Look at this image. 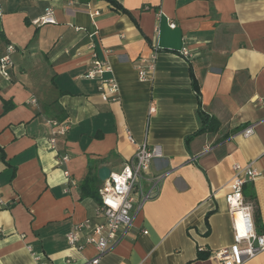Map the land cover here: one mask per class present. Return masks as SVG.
Instances as JSON below:
<instances>
[{
	"label": "crops",
	"instance_id": "obj_1",
	"mask_svg": "<svg viewBox=\"0 0 264 264\" xmlns=\"http://www.w3.org/2000/svg\"><path fill=\"white\" fill-rule=\"evenodd\" d=\"M115 1L123 10L105 0H0V54L14 46L0 75V264H87L95 248L66 240L95 214L80 183L103 165L120 170L135 148L128 133L156 150L151 174L167 175L101 264H218L211 252L233 244L232 165L264 174V0ZM47 7L55 22L33 25ZM155 42L154 74L140 80L137 62ZM90 43L118 84L114 101L82 78ZM199 107L219 127L186 141ZM52 120L68 125L56 140L64 164L49 144ZM243 196L263 231L264 179L246 182ZM241 264H264V251Z\"/></svg>",
	"mask_w": 264,
	"mask_h": 264
},
{
	"label": "built area",
	"instance_id": "obj_2",
	"mask_svg": "<svg viewBox=\"0 0 264 264\" xmlns=\"http://www.w3.org/2000/svg\"><path fill=\"white\" fill-rule=\"evenodd\" d=\"M44 9L42 16L32 20L33 25L41 26L44 23L55 22L53 9L51 7ZM169 27L171 29L175 27L172 20L169 22ZM152 47L150 56L137 62L136 70L140 80H149L154 74V60L158 51L157 42ZM89 49L90 65L82 74V78L96 82V88L102 100H116L118 84L115 78L108 75L109 68L104 60L97 57L92 43L89 44ZM13 52L14 46L7 44L0 54V75L7 76L8 68L12 65L11 54ZM182 53L187 55V51L183 50ZM29 102L35 105L36 99L32 97ZM50 125L49 144L51 150L55 152L57 164H64L68 162L69 155L57 151L56 140L58 135L65 133L68 125L56 120L50 121ZM241 134L243 137H249L253 134V127H245ZM127 139L134 144V152L123 163L119 171L110 172L107 178L102 181L94 217L73 223L66 233V240L70 248L76 251L82 250V247L87 245H92L95 248V255L87 260V264H101L102 256L126 233L132 225L134 216L143 205L159 194L162 180L167 175V173L151 174L150 172L152 159L157 156L154 148H149L146 142H135L130 133L127 134ZM232 169L234 175L228 184L230 191L224 199L228 213L231 215L233 244L211 252L210 256L218 264H241L264 251V229L260 233L256 231L252 218V207L243 196L244 184L259 177L264 179V174L250 165L242 166L238 163H234ZM65 174L67 176V172Z\"/></svg>",
	"mask_w": 264,
	"mask_h": 264
},
{
	"label": "trees",
	"instance_id": "obj_3",
	"mask_svg": "<svg viewBox=\"0 0 264 264\" xmlns=\"http://www.w3.org/2000/svg\"><path fill=\"white\" fill-rule=\"evenodd\" d=\"M107 1L110 6H112L113 8L115 7V9H120L123 10L121 6H119V4L115 1V0H105ZM192 86L194 88V91L196 93V96H199V88L198 85L196 83V81H192ZM4 104V110L7 111L8 109H10L13 105L12 103H8L7 101H3ZM197 115L200 121V126L199 128L193 133L190 134L189 136L186 137V141L191 137L204 133L205 132H214L215 130L218 129L219 127V122L217 121L216 118H214L213 116H209L207 115V113H203V111L201 110V108L199 107L197 110ZM96 174H90L87 175L82 182L80 183V188H81V192L82 195H86V196H90L91 198H93L96 202L99 201V187L101 186L102 182L98 179L97 176H95ZM256 231L258 233L262 232L256 229ZM209 254H202L199 253L197 257L199 258H204V257H208Z\"/></svg>",
	"mask_w": 264,
	"mask_h": 264
},
{
	"label": "water",
	"instance_id": "obj_4",
	"mask_svg": "<svg viewBox=\"0 0 264 264\" xmlns=\"http://www.w3.org/2000/svg\"><path fill=\"white\" fill-rule=\"evenodd\" d=\"M109 174H110L109 168L103 165L98 168L96 176H98L99 180L104 181Z\"/></svg>",
	"mask_w": 264,
	"mask_h": 264
}]
</instances>
